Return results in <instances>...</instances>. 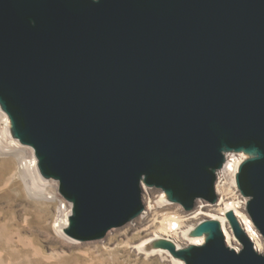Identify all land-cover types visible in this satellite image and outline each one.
Instances as JSON below:
<instances>
[{"label":"water","instance_id":"obj_1","mask_svg":"<svg viewBox=\"0 0 264 264\" xmlns=\"http://www.w3.org/2000/svg\"><path fill=\"white\" fill-rule=\"evenodd\" d=\"M0 110L40 179L70 206L63 232L99 240L143 212L141 187L191 213L234 186L264 240V0H0ZM197 221L199 245L150 242L184 264H264Z\"/></svg>","mask_w":264,"mask_h":264},{"label":"bare ground","instance_id":"obj_2","mask_svg":"<svg viewBox=\"0 0 264 264\" xmlns=\"http://www.w3.org/2000/svg\"><path fill=\"white\" fill-rule=\"evenodd\" d=\"M8 126V119L0 110V156L14 157L17 162L5 181L4 187H8L16 178H19L23 183L26 194L29 195L28 197H32L34 200L59 202L54 231L56 237L64 245L62 251H60L61 254L71 248H87L96 252L103 248L109 250L112 248L110 242L117 236L121 241L118 245L127 247L136 256L143 257L146 260L155 257L161 264H184L182 261L173 258L165 250L150 248L149 244L155 239L167 238L172 240L176 247L188 244L199 245L202 243V238H190L187 236V232L197 221L202 219L218 220L226 245L239 250V243L233 236L224 216L227 210L233 211L242 229L252 241L255 250L259 253L264 252V240L245 215V200L239 196L234 186V174L240 161L239 156H229L224 168L217 173L215 192L219 200L216 205L203 208L198 206L193 212L186 213L179 206L165 202L160 195L156 194V191L142 186L141 201L143 212L139 216L122 227L109 229L102 237L103 239L95 240L96 242L91 244H86V242L83 244L63 232V229L68 224L70 206L57 194L56 182L40 179L37 172L36 159L31 148L21 146L15 140H12L9 137ZM155 223H158L159 226L155 227ZM135 233L143 234L138 242L133 240ZM9 240L11 239H8V242ZM21 241L25 249L28 248L32 252L37 253L38 248L30 238L22 237ZM51 253L53 254L55 251L52 250ZM0 264L14 263L5 261L3 254L0 253Z\"/></svg>","mask_w":264,"mask_h":264},{"label":"rangeland","instance_id":"obj_3","mask_svg":"<svg viewBox=\"0 0 264 264\" xmlns=\"http://www.w3.org/2000/svg\"><path fill=\"white\" fill-rule=\"evenodd\" d=\"M16 164L14 157L0 156V253L5 261L14 264H161L155 257L146 260L127 247H120L121 241L117 236L110 242L112 248L109 250L103 248L96 252L87 248H71L61 254L64 245L54 231L59 202L28 197L19 178L4 187ZM154 225L159 226L158 223ZM142 235L135 233L133 240L138 242ZM20 237L30 238L38 248L37 253L25 249ZM8 239L13 241L8 242ZM96 241L79 242L91 244ZM52 250L55 253L52 254Z\"/></svg>","mask_w":264,"mask_h":264},{"label":"built area","instance_id":"obj_4","mask_svg":"<svg viewBox=\"0 0 264 264\" xmlns=\"http://www.w3.org/2000/svg\"><path fill=\"white\" fill-rule=\"evenodd\" d=\"M227 162V161H226Z\"/></svg>","mask_w":264,"mask_h":264}]
</instances>
